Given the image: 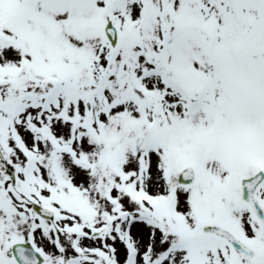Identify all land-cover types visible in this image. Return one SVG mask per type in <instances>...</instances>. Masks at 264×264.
Wrapping results in <instances>:
<instances>
[{"label": "snow or ice", "instance_id": "snow-or-ice-1", "mask_svg": "<svg viewBox=\"0 0 264 264\" xmlns=\"http://www.w3.org/2000/svg\"><path fill=\"white\" fill-rule=\"evenodd\" d=\"M0 264H264V0H0Z\"/></svg>", "mask_w": 264, "mask_h": 264}]
</instances>
